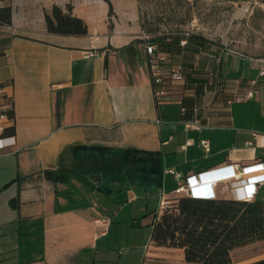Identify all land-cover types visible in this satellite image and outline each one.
<instances>
[{
	"label": "crops",
	"instance_id": "0c3cea01",
	"mask_svg": "<svg viewBox=\"0 0 264 264\" xmlns=\"http://www.w3.org/2000/svg\"><path fill=\"white\" fill-rule=\"evenodd\" d=\"M109 1L111 13L105 0H0V7H11V23L0 24V126L3 131L11 126L15 130L12 135L0 134V193L9 191L3 201L15 211L20 227L42 231L43 260L30 264H63L83 249L92 252L95 238L110 232V216L103 233L104 227L96 223L100 217L90 218L86 209L67 202L73 192H69L70 180L78 190L89 186L82 178L72 175L55 183L43 175L45 169L72 166L73 154L66 150L70 145L160 151L164 169L160 203L179 195L174 190L187 175L202 173L206 181L215 176L208 171L219 165L264 161V77L260 76L264 57L210 46L213 54H208V61L197 67L198 56L195 66L211 74V81H223L225 93L217 95L214 86H199L195 102L202 95L204 106L199 112H181L178 120L155 101L138 13ZM67 4L71 15L84 21L85 35L47 30L46 15L55 5L67 12ZM229 58L235 68L248 60L257 73L248 78L229 75ZM253 80L251 97L225 103L234 92L244 94L252 88ZM235 102L247 104L239 114ZM11 108L13 118L7 115ZM197 119L200 129L184 127V122ZM222 128L227 135L214 140V130ZM202 136H209L211 142ZM201 139L208 141V152ZM94 158V154L84 157L87 168ZM165 174L174 183L169 189ZM243 194L242 188L229 189L225 184L216 189L217 198ZM127 196L130 201L135 198L130 190ZM253 200L264 201V184ZM155 209L149 225L162 212ZM230 257L231 264H264V239L235 248ZM18 263L15 250H0V264ZM138 264L190 263L182 248L155 245L150 232Z\"/></svg>",
	"mask_w": 264,
	"mask_h": 264
},
{
	"label": "rangeland",
	"instance_id": "374dc122",
	"mask_svg": "<svg viewBox=\"0 0 264 264\" xmlns=\"http://www.w3.org/2000/svg\"><path fill=\"white\" fill-rule=\"evenodd\" d=\"M114 1L124 9L129 11L132 7L131 10L138 13L145 40L164 34H174L177 30L191 31L206 38L209 42L204 45L203 52L199 55L197 67L208 61V54H213L208 50L209 46L218 50L231 49L245 55L264 57V0ZM69 7L71 11L70 4H67V12ZM175 53L176 51L173 54ZM214 53L219 55L217 51ZM193 57V53L185 52L181 59L182 65L188 67L194 61ZM173 61H178L176 55L173 56ZM249 63L248 60L243 59L240 66L235 68L232 59L229 58L226 61L228 74L246 78L255 75L257 71L252 69ZM200 89L203 88L200 87L199 91ZM234 94L241 93L234 92ZM202 97V95L197 97L195 102L198 112L204 106ZM161 105L180 120L182 105L179 102H165ZM233 105L238 108L239 114L247 104L235 102ZM214 132V140H221L227 135L228 130L222 128L215 129ZM202 138H208L211 142L209 136ZM83 155L85 157L87 154ZM87 162V160L80 161L77 164L80 167H87ZM165 177V185L169 189L174 183L168 174H165ZM72 182L73 180L69 182L71 185L69 192L73 191L75 194L70 193L67 202L86 209L85 214L90 218L110 216L112 225L108 235L106 233L95 238L92 252L83 249L63 264H138L143 249L149 245L151 232L149 223L152 221V213L149 212L160 207L163 176L161 183L153 174H143L141 179L136 181L114 176L108 180L107 191L92 189L90 186L84 187V191L78 190ZM129 190L135 196L132 201L128 200ZM8 194L9 191L0 193V250L4 247L10 248L18 254L20 251H25L26 255L23 257L34 258L41 245L40 241L35 233L27 234L30 231H27L25 226L18 225L15 211L3 201ZM72 196L75 197L72 199ZM181 196L183 195L179 194L171 199L172 201L167 203L161 214L173 209ZM219 199L224 198H217ZM136 222L139 224L136 225Z\"/></svg>",
	"mask_w": 264,
	"mask_h": 264
},
{
	"label": "trees",
	"instance_id": "16d2710c",
	"mask_svg": "<svg viewBox=\"0 0 264 264\" xmlns=\"http://www.w3.org/2000/svg\"><path fill=\"white\" fill-rule=\"evenodd\" d=\"M4 1V0H1ZM109 12H111V3ZM264 2V1H263ZM47 30L63 35H85L87 27L81 18L64 12L54 6L51 15L45 17ZM11 23V7H0V24ZM182 31L174 34H164L149 41L156 43L160 51L178 54L179 45L183 37ZM185 52L194 54V61L187 67L183 66L185 82L178 88L180 97L172 102H179L191 111L195 104L197 88L214 86L216 94L225 93L223 81L210 80L211 74L195 66L197 57L203 52L204 45L209 41L199 34L190 32L186 36ZM210 47V46H209ZM241 85H243L241 83ZM255 89V87H253ZM226 103V99H225ZM157 104H160L157 101ZM227 104V103H226ZM9 118L14 117L13 108L7 110ZM14 126L5 128L3 136L14 134ZM74 162L71 167L59 166L54 169H45L43 175L55 183L63 182L70 176L82 178L91 188L102 191L108 190V180L112 177H126L132 181L141 179L143 174L156 175L161 183L163 175V155L160 151L144 150L135 147H114L100 144L85 145L73 144L67 147ZM83 154H94L91 159L93 165L89 168L78 166L84 161ZM99 176L98 180L91 176ZM101 176V177H100ZM105 176V177H104ZM15 197L10 199L15 204ZM151 213H156V209ZM134 225V223H131ZM136 225L139 223L136 222ZM151 239L157 246L182 248L184 259L190 264H231L230 253L237 247L264 239V201H243L236 199H207L181 196L171 210L164 211L158 219L150 224ZM29 228V227H26ZM35 233L40 241L36 257L25 258L26 252L20 251L19 263L43 260L42 231L35 229L27 234Z\"/></svg>",
	"mask_w": 264,
	"mask_h": 264
},
{
	"label": "built area",
	"instance_id": "2783aa9c",
	"mask_svg": "<svg viewBox=\"0 0 264 264\" xmlns=\"http://www.w3.org/2000/svg\"><path fill=\"white\" fill-rule=\"evenodd\" d=\"M190 32L191 31L181 32L183 37L179 41L181 50L178 54L160 51L156 43L145 40V52L156 103L157 101L160 103L172 102L178 100L180 97L178 88L185 82L181 59L184 56V47L187 43L186 36ZM175 55L178 57V61L174 62L173 56ZM260 76L264 77V59L260 68ZM255 84L256 81H251L252 88L245 91L244 94H234L227 97L226 103L230 104L233 100L251 97L254 92L253 86ZM196 110L194 104L191 111L195 112ZM185 111L186 108L182 106V112ZM184 127L186 129H200L202 123L199 119L186 121L184 122ZM2 131L3 128L0 126V134ZM200 144L205 152L209 151V143L206 139H201ZM0 147H2V145H0ZM167 172L174 174L177 179L180 177L173 169H168ZM208 172L215 173L214 178L203 181L201 179L202 173L187 175L184 178V182L180 183L174 192L194 198L216 199V189L220 185L225 184L229 189L242 188L244 190V194L241 197L235 198L236 200L251 201L257 189L264 184V161L262 160L254 161L250 164L226 163L214 167ZM167 203L168 202L162 201L160 203V209H164ZM96 223L101 228L104 227V230H102L104 233L110 223V219L107 216H103L97 219Z\"/></svg>",
	"mask_w": 264,
	"mask_h": 264
}]
</instances>
